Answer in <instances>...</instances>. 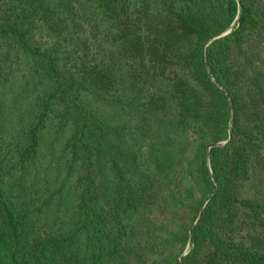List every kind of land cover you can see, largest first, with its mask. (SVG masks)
Here are the masks:
<instances>
[{"label": "trees", "instance_id": "trees-1", "mask_svg": "<svg viewBox=\"0 0 264 264\" xmlns=\"http://www.w3.org/2000/svg\"><path fill=\"white\" fill-rule=\"evenodd\" d=\"M238 4L235 23L219 35L234 0H0V70L21 53L49 82L16 144L15 164L34 161L57 108L70 128L65 165L75 188L69 223L31 233L29 205L13 200L16 178L0 159V264H264V203L237 192L250 167L264 177V1ZM40 30L48 46L33 40ZM86 93L142 118L165 115L177 130L209 128L193 156L206 202L190 206L192 220L198 213L193 224L165 233L180 247L188 243L179 259L161 236L135 240L138 223L151 224L155 192L150 182H129L123 157L131 146L115 139L116 127ZM228 122L226 142L208 150L209 174L205 143L226 135ZM168 131L159 133L161 155L173 159ZM178 201L163 208L174 212Z\"/></svg>", "mask_w": 264, "mask_h": 264}, {"label": "rangeland", "instance_id": "rangeland-1", "mask_svg": "<svg viewBox=\"0 0 264 264\" xmlns=\"http://www.w3.org/2000/svg\"><path fill=\"white\" fill-rule=\"evenodd\" d=\"M129 5L140 0H126ZM236 10L227 22L223 31L225 34L235 23L239 12L238 0ZM264 1V0H262ZM155 2V1H154ZM153 2V3H154ZM219 35L215 36L218 37ZM33 40L42 47L48 46L49 38L40 31H34ZM14 52V51H13ZM264 56V49H263ZM162 83L161 85L164 87ZM48 80L35 68L33 62L21 53H16L1 66L0 70V159L14 172V185H11L10 194L13 200H24L29 205V228L31 233L53 230L69 223L70 212L75 203V188L73 174L67 173L65 160L69 156L65 143L70 132L69 124L60 120L57 108L48 116L45 126L40 134L37 155L32 163L19 168L15 164V147L23 131L31 122L35 112L38 98L47 90ZM86 102L101 116L116 127V138H120L124 145H130L127 157H123V169L129 182L137 184L139 181L150 182L155 192L153 209L147 213L151 224L138 223V233L135 240L147 237L161 236L165 238L171 248L178 254L177 259L188 251V243L184 245L165 235L172 230L189 227L198 216L195 215L197 203L200 209L206 202L207 193L196 180L193 156L196 146L210 136L207 125L202 122L201 131L197 124L191 132L177 130L170 127V119L165 115L154 119L151 116L142 118L141 112L119 107L117 104L95 99L91 93H86ZM228 122L226 135L214 142L205 143V164L210 174L208 163V150L210 146H219L226 142L229 133ZM168 131V140L171 151L175 157L164 158L159 133L163 128ZM162 136H165L164 133ZM215 143H220L216 144ZM174 147V148H173ZM170 151V155H171ZM165 159V160H162ZM128 160V161H127ZM133 166H129V162ZM135 167V168H134ZM19 177V178H17ZM115 178L111 167L108 169V184L113 189ZM59 189V191H57ZM239 198L247 197L264 203V177L262 171L255 166L250 167L246 177L237 182ZM51 194V195H50ZM50 195V197H48ZM173 197H179L176 211L164 209L163 205L170 203ZM48 198V199H47ZM47 199V201H45ZM160 204V205H159ZM162 204V205H161ZM199 209V210H200ZM170 210V211H169ZM241 208H237L240 215ZM150 225V226H149ZM164 235H162V233ZM244 229H239L237 234H244ZM150 243V242H146ZM146 243H140L143 247ZM148 262L142 263L147 264Z\"/></svg>", "mask_w": 264, "mask_h": 264}, {"label": "water", "instance_id": "water-1", "mask_svg": "<svg viewBox=\"0 0 264 264\" xmlns=\"http://www.w3.org/2000/svg\"><path fill=\"white\" fill-rule=\"evenodd\" d=\"M216 144H220V143H215V145H216Z\"/></svg>", "mask_w": 264, "mask_h": 264}]
</instances>
